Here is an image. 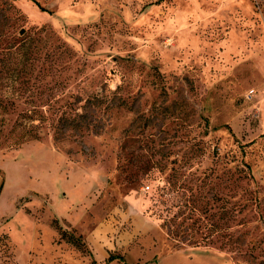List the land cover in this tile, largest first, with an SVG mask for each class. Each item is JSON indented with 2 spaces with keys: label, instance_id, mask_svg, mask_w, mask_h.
Masks as SVG:
<instances>
[{
  "label": "rangeland",
  "instance_id": "obj_1",
  "mask_svg": "<svg viewBox=\"0 0 264 264\" xmlns=\"http://www.w3.org/2000/svg\"><path fill=\"white\" fill-rule=\"evenodd\" d=\"M0 185V264H264V0H0Z\"/></svg>",
  "mask_w": 264,
  "mask_h": 264
},
{
  "label": "trees",
  "instance_id": "obj_2",
  "mask_svg": "<svg viewBox=\"0 0 264 264\" xmlns=\"http://www.w3.org/2000/svg\"><path fill=\"white\" fill-rule=\"evenodd\" d=\"M42 11H44V10H42ZM60 231H61L60 234H61L62 238H64V240H65L67 243L71 244L72 246L76 247V248L79 249V250H84V249H86L84 242H83L80 238H76V237H74L73 235L68 234L67 232L62 231L61 228H60ZM86 250H87V249H86ZM117 258H118V257L110 256V257L108 258V261L110 262V261H112V260H114V259H117ZM118 259H119V258H118ZM92 263L95 264L94 261H92Z\"/></svg>",
  "mask_w": 264,
  "mask_h": 264
},
{
  "label": "crops",
  "instance_id": "obj_3",
  "mask_svg": "<svg viewBox=\"0 0 264 264\" xmlns=\"http://www.w3.org/2000/svg\"><path fill=\"white\" fill-rule=\"evenodd\" d=\"M0 190H1V185H0Z\"/></svg>",
  "mask_w": 264,
  "mask_h": 264
}]
</instances>
